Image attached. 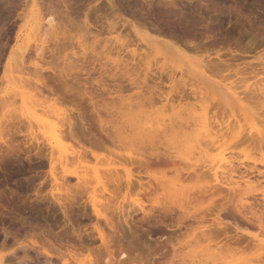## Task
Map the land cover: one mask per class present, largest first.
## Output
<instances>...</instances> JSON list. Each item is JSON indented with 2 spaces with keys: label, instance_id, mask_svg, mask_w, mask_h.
I'll list each match as a JSON object with an SVG mask.
<instances>
[{
  "label": "rangeland",
  "instance_id": "374dc122",
  "mask_svg": "<svg viewBox=\"0 0 264 264\" xmlns=\"http://www.w3.org/2000/svg\"><path fill=\"white\" fill-rule=\"evenodd\" d=\"M6 1L12 7L11 9L8 6L5 7L1 18L2 21L0 22V258L3 259V264H76L62 251L65 253L66 249L75 248L71 246L78 247L77 249L80 252L82 248L85 252L86 248L98 247L100 240L94 230L97 219L91 212V205L87 197L93 194L98 198L108 197V191L112 189V178L117 177L124 180L129 173L133 178H138L137 169L127 165L122 159L124 157L122 154L125 151L139 153L147 150V147H144L145 145L143 144L135 145L115 137L110 139L103 137V144L98 146L83 139H80L79 142L71 139L68 135L69 132L67 133V126L70 114H75L74 111L72 112L74 105L66 100H56L55 96L49 94L46 90L42 92L36 88L34 79L41 75H43V79L49 80V83L54 78L52 81L56 83L55 79L58 77H54V74H60V72L67 74L64 75V78L68 84H71L74 90L83 94L82 99L75 98L77 103L75 105L85 111H83L84 118L88 119L89 123L90 121H94L92 122L93 124L96 122L94 118L96 119L97 116L91 113V109L94 107L100 119L103 120L102 122L105 123L107 130L116 128L130 136L138 130L140 125L149 124L153 120L160 121L162 118L163 120L166 118L165 121H170L171 118L173 120L175 116H178L175 120H183L181 121L182 125L174 122L175 126L171 127L176 129L174 128L173 130L172 128L171 130L173 132L176 130L175 134L162 139L163 144L158 143L157 146L160 149L162 148L161 150L164 148L169 149L170 147L169 150L172 153L175 151L173 154L178 156L182 152L180 153L182 158L179 157V160L174 157L176 163L179 164L178 166L188 167L192 163L190 160H197L196 162L201 166H196V173L191 172L189 176L186 175L187 178L185 176L181 179L183 181L175 182L181 187L177 185L173 187L170 182L165 184L164 192L160 188L158 191L160 190L162 194L166 195L170 191L175 192L177 189L178 191L183 190L179 191L182 193L189 192L197 195V192L201 189L198 184L202 185V182L205 183L206 180L208 182L212 181V171L216 166L224 167V160L235 158L233 160L235 165L238 164V161L239 163L243 162L239 165L236 174L230 178L228 176L223 178V175L221 176L219 173V177L223 179V183H230L231 186H235V190L243 201L251 203L252 209L255 208L253 212L255 211L257 215H262L264 219V206L262 207L261 205L264 199V91L263 94H255L257 92L254 91L264 82V0H112L114 6L108 3V0ZM117 8L119 11H117ZM99 12L100 14H98ZM50 15L55 18L54 22L58 26L61 25V28L65 26L63 27L64 29L58 27L55 30L56 35L58 33L57 36L54 33H52L54 35L52 36L51 32L48 33L50 37L44 35L45 45L42 44L43 56L39 57L36 46L40 43V34L47 28L46 19ZM104 17L108 21H113V18L115 21V18H119L116 20L123 23L119 26L124 29L123 31L121 29L122 33L118 30L120 29L118 27L117 31L115 30L111 34L104 30L100 35L95 28L87 27L85 24V21L88 20L98 26L103 22V25L106 26L108 21L104 20ZM120 18L122 19L121 21ZM93 20L95 21L93 22ZM38 23L42 24L39 29L37 28ZM124 23H129L128 25L125 24L128 27L124 28ZM86 30L89 31L87 32ZM118 32L123 35L122 38L124 40L125 36L133 40L130 38H128L131 40L130 42L127 39L124 41L122 38L121 41L110 40L114 36H119ZM121 34L120 36H122ZM75 35L78 37L76 36L75 38ZM94 36L98 40L94 44L95 49L98 47L96 49L97 52L90 47ZM141 37L145 42L139 39ZM148 38L150 41L153 39L158 42L156 44L152 40L156 47L150 41H146ZM100 39L104 41H99ZM160 39L162 41L166 40L164 42L172 45L173 49L167 47V45L163 49L159 48L158 45L163 47V44L162 46L160 45ZM78 41L88 47L85 50V53L90 52V55H85L87 58L91 57L92 59V56H94L106 60L104 69L98 67V65L95 68L85 65L83 66L84 70L68 69L70 67L68 61L76 60V56L81 58L84 52ZM123 41L125 43L128 41L131 44H125ZM173 41H176V43H173ZM62 43L67 46L62 45ZM105 43L108 47L104 46ZM146 43H148V46ZM117 47L118 50L116 49ZM165 48H169V50L166 51ZM153 49H155V52ZM132 50L135 51L132 52ZM143 59L150 61L151 66H149V69L145 67L147 64ZM206 59L210 60L209 64L211 62V65L214 64L215 66L216 63L214 62H219L216 66L217 69L211 65L203 64L208 63ZM200 60L203 61L200 66L203 67L204 65L205 67L203 68L206 71L204 69V71H199L197 68H201L198 66L199 64L194 63L197 65L196 67L192 62ZM220 60L223 61V64ZM138 61L145 66H141L139 63L134 65ZM36 62L44 68L43 71L39 68L38 63L36 65ZM50 66L54 67L53 72L48 69ZM38 69H40V73ZM250 69L251 72H249ZM238 71L239 73H237ZM246 72L247 74H245ZM142 78L145 79L144 82L146 83L143 82ZM150 90L153 94L148 92ZM178 91L183 92V98L173 97V95L175 96L174 92ZM170 95L171 101L166 99ZM167 101L170 103L168 102V104ZM168 106L171 107L169 108ZM176 108H180L179 112ZM180 111L182 114H180ZM88 114L95 116L92 115L94 117L93 120L92 116ZM185 114L188 116V118L186 116L187 120L192 116L191 119L193 120L194 117L196 121V117L199 116L198 119L201 121L199 122L198 120L195 123V121L189 119L188 124L192 123L194 126L192 127L191 124L189 127L185 122L187 120H184ZM202 116L203 119H201ZM204 116L212 120V130L214 131L218 129L217 122L226 120L232 124L231 130L233 132L244 129L247 132H251L256 139L253 138L251 143L240 142L241 144L230 145L221 141L227 139L228 135H225L217 137V141L215 140L216 142L211 145L212 143L209 142L210 138L205 136V133V135L202 133V131H205L202 122L205 120ZM90 124V132H96V135L103 134L96 131L98 127L96 123V129L91 127L93 124ZM170 124H173L172 121H170ZM185 124L186 126H184ZM236 124L240 127L235 126ZM201 125V131L198 130L199 132H197ZM233 126L234 129H232ZM185 129H188L186 133H191L190 135H198L195 140L191 141L182 136V133H185ZM47 130L60 135L61 139L59 138V142H61L62 146H59L61 147L59 150H51L46 139L42 136V132L48 133ZM74 131L76 130L74 129ZM81 133L83 134L84 132ZM211 135L213 134L211 133ZM200 137L204 140L207 138L208 140L206 139L205 141L208 145H201L203 140H200ZM199 141H201V144ZM229 141L228 143H230ZM191 143L193 145L196 144V148L190 147L192 146ZM204 145L207 146V149ZM198 146L199 149L197 148ZM208 146L210 147L208 148ZM187 147L191 148L190 152H194L196 149L200 150V147H202V150L205 148V151L201 150V153L203 152L201 156L200 151L198 153L196 150L195 154L192 153V156L195 157L191 156L192 159H190L189 156V161L187 162L188 159L184 155L186 150L188 151ZM193 148L195 149L193 150ZM184 151L185 153L183 154ZM190 152L188 151L187 153L191 154ZM196 152L202 158H205L206 161L202 162V158H199V161L198 159L194 160L193 158L200 157L196 156L198 155ZM116 153H120L123 157H116ZM78 154H81V156L78 157ZM63 155L67 159L64 157V160H62ZM183 158L186 159L184 160ZM209 160L213 161L209 162ZM253 166L257 169H250ZM154 167L150 170L153 177L159 180L174 179L172 170H168L165 166ZM244 175L249 177V183L240 180L237 181L238 184H235L233 180H239ZM77 176H80V179ZM141 177L143 180L151 179L152 182L155 180L153 177H147L146 175ZM226 178L227 180H225ZM196 180L197 182H195ZM183 184L186 187L188 186L187 189H184L185 186H182ZM194 184H197V186ZM191 185H194L193 188H191ZM195 186L197 190L199 189L198 191L195 190ZM225 190V194H230L227 193L228 188L223 189V191ZM131 192L125 194L121 191L118 199L123 195H128L127 201L122 203V207L124 209H133H130L131 213L133 211V222L131 221V224L134 223L136 231L134 232L133 230L132 234L140 235V237L137 236V239L141 240L136 243L135 240L137 239L133 234V243L136 245L139 242L140 245L138 246H141L139 251L137 245V248L136 246L133 248L134 251L137 250V253L141 254V257L138 255L139 259L136 260L135 264H142V262L143 264H240L241 262V264H244V262L252 264L254 260H263L264 249L259 245L264 241L263 233L260 232L263 230L257 226L247 224V222L238 218L241 221L238 222L240 225L242 224L241 227H248L241 230L249 234L244 237L245 242L244 240L243 242L246 244L247 240L248 243H251L249 245L246 244V247H244L245 244L242 245L243 242L240 243V246L238 244L239 247H235L233 244L232 247L227 248H236V250L227 249L225 245L223 246L226 242L229 243V241H226L227 239H223L221 236V240L219 236L217 237L214 234H210L212 235L210 236L207 234V229L201 226L213 225L212 223L215 222H212V218L209 217L210 219L203 224H198L196 221L193 222L188 219L184 220L181 223L182 225L179 226L176 224V219L183 216V214L186 215L187 212L179 211L176 207L173 208L172 214L174 215L164 213L162 209L154 207L152 212L154 216H157L150 215L151 217L148 218L147 215L142 216L143 214L138 209V205L130 202L129 197H141L146 208L151 207V202L147 201L148 198L146 199V195L143 193ZM237 192L236 196L238 195ZM59 195L62 198L68 195V203H72L76 199L73 202L74 207H71L72 204L70 205L67 217L63 215L59 205L52 199L53 196ZM74 195L76 198L74 200L70 199ZM160 197L159 201H162L163 196L161 195ZM208 197H205V199ZM216 201L220 202L221 200L218 199ZM190 209L188 211L190 212L188 213L189 215L191 212L193 213ZM252 209H244L243 211L248 215ZM113 213L109 211L107 215L109 217L114 216L113 218L115 219L112 218L113 222L119 221L118 224H120L122 216L118 212ZM250 214V218L254 219L252 213ZM210 215L213 217L214 214ZM158 217H160L163 224L159 221L160 219H157ZM155 218L157 219V224H155ZM142 220L145 221L142 223ZM165 220H167V224L164 223ZM231 220L233 219L231 218ZM103 222L100 219L98 223L104 226L105 223ZM116 222H114V226L118 225ZM137 224H141V226L139 227ZM169 224H171V227H168ZM118 226L116 228L119 229L120 226ZM123 226L126 230V225L123 224ZM190 226L194 228L192 229ZM105 231H108V229H105ZM149 231L151 232L149 233ZM171 231H174V233ZM113 232L111 231V233ZM41 236L43 238L45 236L50 243L44 241ZM253 238L258 246L253 244ZM123 240L125 242V238ZM120 242H122V239ZM141 242L142 244L145 242L143 246ZM161 243L164 244V249ZM56 247H61L60 249L62 250L60 251ZM151 251L155 252L152 253ZM84 252L83 255H86V252L85 254ZM156 252L158 255L155 254L154 256ZM117 253L118 250L111 258L112 260L108 261L109 263L103 259L104 256L101 257L103 260L100 261L98 259L99 261L97 262L99 264H116V259H118L117 256L119 255ZM135 253L133 252V254ZM60 254L68 258V263L67 261L64 262ZM152 256L153 260L151 259ZM257 257L262 258L257 259ZM248 260L251 261L249 262ZM260 261H254L255 263L253 262V264H259Z\"/></svg>",
  "mask_w": 264,
  "mask_h": 264
},
{
  "label": "bare ground",
  "instance_id": "6f19581e",
  "mask_svg": "<svg viewBox=\"0 0 264 264\" xmlns=\"http://www.w3.org/2000/svg\"><path fill=\"white\" fill-rule=\"evenodd\" d=\"M103 1V0H102ZM137 1V0H136ZM135 1V2H136ZM101 2V1H100ZM171 2V1H170ZM49 3V2H48ZM108 3H110V4H112L113 6H114V4H113V1L112 0H108ZM146 3H148V2H146ZM158 3V2H157ZM172 3V2H171ZM171 3H170V5H171ZM13 4V3H12ZM163 5V4H162ZM6 6H8V8L10 7V9H11V7L12 6H10V4H9V2L8 1H6V0H0V22L2 21L1 20V18H2V15H3V13H4V11H5V7ZM84 7V6H83ZM13 9V8H12ZM115 9V8H114ZM118 9V8H117ZM7 10H9V9H7ZM95 10V9H94ZM104 10V9H103ZM85 11V10H84ZM100 11H102V10H100ZM117 11H119V9L117 10ZM124 11V10H123ZM83 12V11H82ZM92 12V11H91ZM103 12H105V11H103ZM114 12H116V11H114ZM94 13H95V11H94ZM128 13V12H127ZM89 14V13H88ZM98 14H100V12L98 13ZM126 14V13H125ZM87 17H88V15H86ZM101 16V15H100ZM108 16V15H107ZM106 16V17H107ZM97 17H99L98 15H97ZM116 17H119V16H116ZM105 18V17H104ZM108 18V17H107ZM122 18V17H121ZM120 18V21L122 20ZM89 19V18H88ZM101 19V18H100ZM116 19H119V18H115V21H114V18H113V21L112 20H110V21H108V19H104V20H107L108 22L106 23V26L105 25H103V22L102 23H100L99 24V26L97 25V24H92V22L91 21H88V20H86L85 21V24H86V26L87 27H89V26H91L92 28H95L96 29V32L97 33H103V31L104 30H106L107 31V33H109V34H111V32L113 33L119 26H121L123 23H122V21H121V23L118 21V20H116ZM54 20H55V18L52 16V15H50L49 16V18H47L46 19V23H47V28L44 30V32L42 33V34H40V36H39V41H40V43L36 46V51H37V54L39 55V57H42L43 55H42V53H43V45L42 44H44V42H45V40H44V35H48L49 36V34L48 33H50L51 32V34L52 33H54L55 34V36H57L58 35V33H57V35H56V33H55V30L59 27V28H61L60 26H58L57 25V23H55L54 22ZM89 20H91V19H89ZM95 20H93V22H94ZM103 21V20H102ZM135 21V20H134ZM91 24H90V23ZM96 23H97V21H96ZM125 24H127V23H124V28L129 24H127V25H125ZM136 24V23H135ZM178 24V23H177ZM42 24L41 23H38V29L40 28V26H41ZM66 25H68V24H66ZM70 25V24H69ZM131 25V24H130ZM142 25V24H141ZM63 26V25H62ZM65 26V25H64ZM63 26V27H64ZM62 27V28H63ZM128 27V26H127ZM130 27V26H129ZM61 28V29H62ZM66 28V27H65ZM120 28V27H119ZM150 28V27H149ZM64 29V28H63ZM90 29V28H89ZM121 29H122V31L124 30L123 29V27H121L120 29H118L121 33H122V31H121ZM169 29V28H168ZM94 30V29H93ZM156 30V29H155ZM161 30V29H160ZM87 31V30H86ZM89 31V30H88ZM87 31V32H88ZM92 31V30H91ZM105 31V32H106ZM117 31V30H116ZM165 31V30H164ZM94 32V31H93ZM160 32V31H159ZM163 32V31H162ZM59 33H60V31H59ZM62 33H64V32H62ZM95 33V32H94ZM120 33V34H121ZM167 33V32H166ZM50 34V35H51ZM99 34H97V35H99ZM106 34V33H105ZM118 34H119V32H118ZM120 34H119V36H114L113 38H111L110 40H112V39H115V41H121V38L123 37V35L122 36H120ZM101 35V34H100ZM127 35V34H126ZM165 35V34H164ZM43 36V37H42ZM52 36H54L53 34H52ZM76 36L77 35H75L74 37L76 38ZM83 36V35H82ZM109 36V35H108ZM162 36V35H161ZM50 37V36H49ZM78 37V36H77ZM52 38V37H51ZM69 38V37H68ZM68 38H67V40H68ZM84 38V37H83ZM89 38H91V37H89ZM96 38V36H94V38L92 39V41H91V48H92V50L94 49V50H96L95 48H94V44H95V42H97L98 40H96L95 39ZM109 38V37H108ZM128 38H130V37H128ZM126 36H125V40L124 41H126V39L127 40H129V42L131 41V40H133L132 38H130V39H128ZM144 38V37H143ZM166 38V37H165ZM57 39V38H56ZM64 39H65V37H64ZM72 39H73V37H72ZM72 39H71V41H72ZM102 39V38H101ZM99 40V41H104L105 39H104V37H103V39L104 40ZM107 39V38H106ZM139 39H141V40H143L144 41V39H142V37L141 38H139ZM175 39V38H174ZM66 40V41H67ZM81 40V39H80ZM109 40V39H108ZM153 40V39H152ZM152 40L150 41V39L148 38V40L146 39V41H150L151 43H152ZM169 40V39H168ZM171 40V39H170ZM69 41H70V39H69ZM82 41V40H81ZM123 41V42H124ZM160 45L162 46V44H163V47H160L159 45H158V47L159 48H161V49H163L164 48V46H166L167 45V47H171L172 48V45H170V44H168V43H165L164 41H166V40H164V41H162L161 39H160ZM172 41V40H171ZM79 42V41H78ZM90 42V41H89ZM108 42V41H107ZM110 42V41H109ZM112 42V41H111ZM128 41H127V43L128 44H131V43H129ZM133 42V41H132ZM145 42V41H144ZM153 42H155L156 44L158 43V42H156V40H153ZM176 43V41H173V43ZM73 43V42H72ZM100 43V42H99ZM114 43V42H113ZM125 43V42H124ZM127 43H125V44H127ZM155 43L153 44L152 43V45H155ZM64 44H65V42H64ZM63 43H62V45H64ZM68 45H69V43H67ZM71 44V43H70ZM102 44V43H101ZM112 44V43H111ZM123 44V43H122ZM121 44V45H122ZM148 43H146V45H147ZM45 45V44H44ZM61 45V44H60ZM61 45V46H62ZM73 45V44H72ZM79 45L81 46V48L83 49V54H82V56H81V58L80 57H77L76 56V60H74V63H73V60L72 61H70L69 59V61H68V63H70V67H68V69H73V70H84V68H83V66H91V67H94L95 68V66L96 65H98V67H100V68H103V67H105V63H106V60H103L102 58H96V57H94V56H92L93 58L91 59V57H89V53H85V50L88 48V47H85L84 46V43H82V42H79ZM115 45V44H114ZM119 45V44H118ZM151 45V46H152ZM64 46H67V45H64ZM102 46V45H101ZM104 46H106V43H105V45ZM111 46V45H110ZM110 46H109V49H110ZM113 46V45H112ZM117 46V45H116ZM148 46V45H147ZM63 47V46H62ZM72 47V46H71ZM106 47H108V45L106 46ZM115 47V46H114ZM119 47V46H118ZM118 47L116 48L117 50H118ZM123 47V46H122ZM125 47H126V45H125ZM153 47V46H152ZM155 47H156V45H155ZM181 47V46H180ZM66 48V47H65ZM158 48V49H159ZM194 48V47H193ZM64 49V48H63ZM112 49H114V48H112ZM112 49H111V52H112ZM166 49V48H165ZM173 49V48H172ZM154 50V52H155V49H153ZM167 50H169V48L168 49H166V51ZM24 51H25V49H24ZM81 51V50H80ZM104 51V50H103ZM123 51V50H122ZM121 51V52H122ZM135 51V50H134ZM133 50H132V52H134ZM163 51V50H162ZM96 52H97V50H96ZM99 52V51H98ZM117 52V51H116ZM152 52V51H151ZM160 52V51H159ZM170 52H171V50H170ZM176 53H178L177 51H175ZM36 54V55H37ZM74 55H75V53H73ZM81 54V53H80ZM86 54H89L88 55V57L89 58H87V56H85ZM94 54V53H93ZM148 54H150V53H148ZM109 55H110V53H109ZM142 55V54H141ZM99 56V55H98ZM67 57V56H66ZM74 58V57H73ZM119 58V57H118ZM118 58H117V60H118ZM66 59V58H65ZM108 59V58H107ZM132 59V58H131ZM146 59V58H145ZM202 59V58H201ZM208 59H211L210 57H208ZM208 59H206V60H208ZM57 60V59H56ZM111 60V59H110ZM109 60V61H110ZM135 60V59H134ZM134 60H133V63H134ZM139 60H141V59H139ZM144 60V59H143ZM142 60V61H143ZM147 60V59H146ZM212 60V59H211ZM222 60V59H221ZM220 60V61H221ZM114 61H116V60H114ZM123 62H124V60H122ZM131 61V60H130ZM145 61V60H144ZM190 61V60H189ZM209 61L210 60H208V61H206V62H208V63H203V61L202 60H200V61H192L193 62V64L194 63H197V64H199L198 66H200L201 65V63H203V64H205V65H211V62H210V64H209ZM66 62V61H65ZM73 64H72V63ZM150 61L148 60V61H145V63L147 64L146 66L145 65H141L140 63H139V61L138 62H135V64L134 65H137L138 63L141 65V66H145V67H147L148 69H149V66H151V64L149 63ZM191 62V63H192ZM204 62H205V60H204ZM212 62H213V60H212ZM37 63L38 62H36V65H37ZM68 63H66V64H68ZM137 63V64H136ZM152 63V62H151ZM214 63H216V66L219 64V62L217 63V62H214ZM221 63L223 64V61H221ZM129 64V63H128ZM127 64V65H128ZM150 64V65H149ZM155 64V63H154ZM202 64V65H203ZM262 64V63H261ZM108 65V64H107ZM118 65V64H117ZM120 65V64H119ZM131 65H133V64H131ZM196 67H197V65L196 64H194ZM38 66H40L39 68L43 71L44 70V68H42V66L41 65H39V63H38ZM68 66V65H67ZM109 66V65H108ZM107 66V67H108ZM211 66H213V68L215 67L216 68V66L214 65V64H212ZM110 67V66H109ZM134 68H135V66H133ZM201 68H199V67H197L198 69H199V71L201 70V71H204L205 69L203 68V67H205L204 65H203V67L202 66H200ZM89 68V67H88ZM129 68H131V67H129ZM208 70H209V68L208 67H206ZM212 68V67H211ZM239 68V67H238ZM40 69H38V71L40 70ZM48 69H50V70H52L51 72H53V70H54V67L53 66H50V67H48ZM104 69V68H103ZM106 69V68H105ZM108 69V68H107ZM193 69V68H192ZM192 69H191V71H192ZM204 69V70H203ZM217 69V68H216ZM215 69V70H216ZM243 69V68H242ZM247 69V68H246ZM37 71V70H36ZM37 71V72H38ZM41 71V72H42ZM136 71V70H135ZM142 71H144V70H142ZM206 71V70H205ZM240 71V70H239ZM239 71L237 72V73H239ZM130 72V71H129ZM249 72H251V69H250V71ZM254 72V71H253ZM39 73H40V71H39ZM52 74H54V73H52ZM200 74V73H199ZM205 74V73H204ZM244 74V73H243ZM245 74H247V72L245 73ZM58 75V76H57ZM60 75V76H59ZM64 75H67V74H65L64 72H60V74H54V77H58V78H56L55 79V81H57L56 83H54L53 81H52V79L54 80V78H52L51 79V81L53 82H51L50 81V83H49V80H45V79H43V75H41L40 77L38 76V78H36V79H34L35 80V82H34V85L36 86V88H38L40 91H47L49 94H52V95H54L55 96V99L56 100H58V99H62L63 101H69V103H71L72 105H74L73 107H72V112L74 111L75 112V114L74 115H72V114H70V118H69V121H68V126H67V133H68V135H69V137L71 138V139H73V140H76V141H78L79 142V140L80 139H83L84 141H87V142H89V143H95L97 146L99 145V144H103V140H104V138H107V139H110V138H119L120 140H123V141H127V142H129V143H131V144H135V145H139V144H143V145H145L144 147H147V150H143L142 152L140 151L139 153L137 152H131V151H123L124 153H125V155H124V153L122 154V155H120V153L118 154V153H116L115 154V156L116 157H119V158H122V159H124V161H125V163L127 164V165H129V166H132L133 168L135 167L136 169H137V171H138V175H137V177L138 178H133L132 177V175L129 173L126 177H125V179L124 180H122V179H120V178H117V177H115V178H112V180H111V183H112V189L111 190H109L108 191V193H109V196L108 197H104V198H98L96 195H90V196H88L87 198H88V202H90V205H91V212H92V214L94 215V216H96V219H97V222H96V224H95V226H94V230L96 231V233H97V237L99 238V240H100V244H99V246L97 247L96 246V248H94V247H92V248H86V250H85V252H86V255H83V248L81 249V246H80V249H81V252H80V250H78L77 248L78 247H76V246H71V247H75L76 248V250H75V248H71V250H68V249H66L67 251L64 253L63 251H62V253L63 254H67L66 256L69 258V259H71V260H73V261H75L76 262V264H99L97 261H101V260H105L106 262H108V261H110V259L114 256V253H116L117 252V250H118V253H117V257H118V259H116L117 261V263L116 264H135V262H136V260H138L139 259V256L141 255V254H139V252L137 253V250H135L134 251V249L133 248H135V246L137 245H140L139 244V242H138V244H134L133 243V234H132V232H133V230H134V232L136 231V227H134V223L133 224H131L133 221H132V213H133V211H132V213H131V210H133V209H124L122 206H123V204L122 203H125L126 201H127V196L126 195H123L120 199H118V196H119V194H120V192L122 191V193L124 192L125 194H128L129 192H135V191H137V193L139 192V193H143L144 195H146L145 196V198L147 199V201H150L151 202V207L150 208H146V206H144L143 204H144V201H142L141 200V197H139V196H135V197H129V199H130V202H133L134 203V205L135 204H137L138 206L137 207H139L138 209L142 212V216H148V218L149 217H151L152 215L154 216V214H153V209H154V207H157V208H160V209H162V211L164 212V213H167V214H172L173 213V208L174 207H176V209H178L179 211H185V212H187L186 213V215H184L183 214V216H181V217H178L176 220V224L177 225H182L181 223L185 220H190V221H193V222H197L198 224H203L205 221H207L208 219H210V218H212V222H215V223H212L213 225H201L202 227H204V229H207V234H214L215 236H219V238H221V236L223 237V239H227L226 241H229V243L228 242H226L225 244H223V246L225 245L226 246V248L227 247H232V245L233 246H235V247H237L238 246V244H239V246H240V243H242L243 242V240L245 239L244 237L246 236V235H249L248 233H245V232H243V231H241V230H243V229H247L248 227L246 226L248 223L249 224H251V225H253V226H257L259 229H261V230H263L264 231V219H263V216L262 215H257V213L255 214L254 212H253V210H255V208L254 209H252L253 208V206H252V204L250 203H248V202H246V201H243V199L241 198V196L239 195V193L235 190L236 188H235V186H231L230 185V183H223V179H221L220 177H219V175L221 174V176L223 175V178H224V176H228L229 178L230 177H232L233 175H235L236 174V171H238V169H239V165H241L243 162H240L239 163V161H238V164L237 165H235L234 163H233V160L235 159V158H232V159H230V160H224L225 161V166L224 167H222V166H220V165H218V166H216L214 169H213V171H212V178H213V180L212 181H207L206 180V182L205 183H203L202 182V185H200V184H198L199 185V187L201 188L199 191L196 189L197 187V184H194V185H196L195 186V190H197L198 192H197V195H195L194 193H189L188 191V193H182V192H179V191H183V190H177L176 189V191L175 192H173V191H170L169 193H167L166 195H164V194H162V192H164V190H165V187H166V183H170L171 182V184H173V187L175 186V185H177L175 182H181V181H183V180H181V179H183V177H185L186 175H188L189 176V174L191 173V172H193V173H196V170H195V168H196V166L198 165H200L198 162H196L197 160H195V159H198V161H199V158H202L201 156H202V154H203V152L201 153V150H202V147H204V146H206V145H208L207 143H206V139L204 140V139H202L201 137H203V136H201L200 137V140H203V142H205V143H203L202 142V144H201V141H199L200 142V144L201 145H203V144H206V145H204V146H202V147H200V150H198L199 149V146L197 147L198 149H196L197 150V152L199 153V151H200V155L198 154V155H196V156H200V157H196V158H193L195 161H193V160H190V161H192V163L187 167H181V166H178L179 164H177L176 163V159L174 158V157H176L177 158V160H179L178 158L179 157H181L182 156V154H181V156H180V153H182V152H180L179 153V156L178 155H175V154H173V153H175V151H173V153H172V151H170L169 149H170V147H169V149L168 148H164L163 150H161L160 148H158V146H157V144L158 143H161V144H163L162 143V139H164V138H167L168 136H171V135H173V134H175L174 132H176V130L173 132L171 129L173 128V127H171V126H175L174 125V122H176L177 124H179V125H182V122L181 121H183V120H181V119H178V120H175L177 117L175 116L174 117V119L172 120V118L170 119V121H172V123L173 124H170V121L168 120V121H165L166 120V118H165V120H163V118H162V120H158V121H152V122H149V124L147 123L146 125H140V126H142L141 128H140V126H138V130L136 131V132H134L133 134H131L130 136H128V135H126L125 133H122V132H120L119 130H117L116 128H112L113 130H107L106 129V127H105V123L104 122H102L103 120H101L100 119V116H99V114L97 113V110L93 107L92 109H91V113H93L95 116H97V118L95 119L92 115H89V116H92V120H93V118H94V120L96 121L95 123H96V126H98L97 127V130L96 131H99V132H102L103 134H101L100 133V135H96V132H90L91 130H89V129H91L90 128V126H89V124L91 123V124H93L92 122H94V121H90V123H89V121H88V119L86 120L85 118H84V116L85 115H83L84 113H83V111H82V109L81 108H78L75 104H77L76 103V101H75V98H79V99H82V97H83V94L80 92V91H77V90H74L73 88H72V85L71 84H68V82L65 80V78H64ZM147 75V74H146ZM202 76V75H201ZM204 76H206V75H204ZM249 76V75H248ZM51 77V76H50ZM53 77V76H52ZM203 77V76H202ZM244 77H246V76H244ZM244 77H242V78H244ZM205 79H206V77H204ZM143 79V78H142ZM148 79V78H147ZM146 79V80H147ZM209 79V78H208ZM145 81V79H143V82ZM262 82V81H261ZM260 82V83H261ZM144 83H146V82H144ZM264 83V82H263ZM263 83H261L260 85H259V87L257 88V90H255L254 89V91L255 92H257V93H255V94H263V91H264V84ZM140 84V83H139ZM40 86L42 87L41 89H40ZM146 86V85H145ZM148 92H151V90L150 91H148ZM152 93V92H151ZM252 93H254V92H252ZM153 94V93H152ZM156 94V93H155ZM154 94V95H155ZM174 94H175V96L173 95V97H177V98H183L182 96H183V92H174ZM64 95V96H63ZM68 95H70V96H68ZM151 95V94H150ZM194 95H195V92H194ZM68 97V98H66V97ZM158 96V95H157ZM70 97V98H69ZM151 97V96H150ZM159 97V96H158ZM148 98V97H147ZM146 98V99H147ZM166 99H170V101H171V95L169 96V98L168 97H166ZM141 100V99H140ZM142 100H143V98H142ZM173 100V99H172ZM92 101V100H91ZM90 101V102H91ZM169 101H167V103H168ZM170 103V102H169ZM168 103V104H169ZM93 104V103H92ZM171 105V104H170ZM169 107V106H168ZM171 107V106H170ZM169 107V108H170ZM173 107H174V105H173ZM179 107V106H178ZM175 109V108H174ZM177 110H178V112H179V109L180 108H176ZM173 110V109H172ZM176 110V111H177ZM85 112V111H84ZM181 112V111H180ZM71 113V112H70ZM96 113V114H95ZM177 115H179L178 113H176ZM180 114H182V112L180 113ZM73 117H72V116ZM87 115V114H86ZM184 115V114H183ZM180 116H182V115H180ZM186 114H185V119H184V117H183V119L184 120H187L186 119ZM195 116V115H194ZM75 117V118H74ZM86 117H88V116H86ZM198 117L199 116H197L196 118H197V120L196 121H198L199 119H198ZM73 118V119H72ZM170 118V117H169ZM169 118H167V119H169ZM179 118H182V117H179ZM187 118H188V116H187ZM192 118V116L189 118V119H191ZM188 119V120H189ZM201 119H203V116H202V118ZM204 119L205 120H203L202 122H203V124H204V126H203V128H205V131H202V133L205 135V136H208L209 138H210V140H209V142L210 143H212L211 145H213L214 144V142H216L217 140V137H223V136H225V135H230V137L228 138V136H227V139H223V140H221V141H224L225 143H227V144H230V145H232V144H235V143H247V142H249V143H251V140H252V142H253V138H255L254 137V135L251 133V132H247V131H245L244 129L243 130H236V132H233L232 130H231V127H232V124L229 122V121H219V122H217L218 124H217V126H218V129L216 130V131H214V130H212V127H213V122H212V120L210 119V118H208L207 119V116L205 117L204 116ZM113 120V119H112ZM188 120L187 121H185L186 123H187V125H189L188 124ZM192 120V119H191ZM192 121H195V118L193 117V120ZM196 121H195V123H196ZM201 120H199V122H200ZM231 121V120H230ZM166 122H168V123H166ZM190 122V121H189ZM201 122V123H202ZM95 123L91 126V127H94L95 129H96V126H95ZM107 123V122H106ZM184 123V122H183ZM235 123H237V122H235ZM90 124V125H91ZM177 124H176V126H177ZM192 123H190V125H191ZM200 124V123H199ZM202 124V125H203ZM190 125H189V127H190ZM196 125V124H195ZM202 125L199 127L200 129H197V132H199V131H201V127H202ZM184 126H186V124L184 125ZM197 126V125H196ZM235 126H238L237 124L235 125ZM89 127V128H88ZM109 127V126H108ZM178 127V126H177ZM192 127H194L193 126V124H192ZM238 127H240V126H238ZM81 131V132H84L83 134L78 130V129ZM175 128V127H174ZM174 128H173V130H174ZM181 128V127H180ZM185 128H187V127H185ZM197 128V127H196ZM74 129L76 130V131H74ZM106 129V130H105ZM176 129V128H175ZM191 129V128H190ZM232 129H234V126H233V128ZM87 130H89L88 132H87ZM178 130V129H177ZM188 130V129H187ZM186 129H185V133L183 134L182 133V136H185V138L186 139H189V140H195V137L196 136H198L197 134H196V136H193V135H190L191 133H186V131H187ZM194 130H195V128H194ZM199 130V131H198ZM48 131V130H47ZM78 131V132H77ZM211 131V132H210ZM235 131V130H234ZM193 132V131H192ZM196 132V131H195ZM49 133V134H48ZM48 133L46 134V132L44 131V132H42V136H44V138L46 139V141H47V143H48V145H49V147L51 148V150H59V148H61V147H59L60 145H61V142H59L60 141V135L59 134H57V133H55V132H50V131H48ZM51 133V134H50ZM80 133V134H79ZM180 133V132H179ZM211 133L213 134V135H211ZM200 134H201V132H200ZM200 134H199V136H200ZM103 135V136H102ZM202 135V134H201ZM181 136V137H182ZM104 137V138H103ZM60 138V139H59ZM199 138V137H198ZM197 138V139H198ZM180 139V138H179ZM178 139V140H179ZM256 139V138H255ZM254 139V140H255ZM175 141H176V139H174ZM208 140V139H207ZM216 140V141H215ZM228 140H230L229 142L230 143H228ZM197 141V140H196ZM196 141H195V143H196ZM220 141V140H219ZM227 141V142H226ZM133 142H138V143H133ZM194 142V141H193ZM198 142V141H197ZM208 142V141H207ZM208 142V143H209ZM60 143V144H59ZM187 143H190V142H187ZM210 143H209V145H210ZM240 143V144H241ZM192 144V143H191ZM190 144V145H191ZM199 144V143H198ZM188 145V144H187ZM189 145V146H190ZM196 145V144H195ZM195 145H193L192 144V146H190V147H195L196 148V146ZM62 146V145H61ZM188 146V147H189ZM187 147V148H188ZM210 146H208V148H209ZM171 148H173V147H171ZM186 148V149H187ZM195 148H193V150L195 149ZM145 149V148H144ZM177 149H178V147H177ZM206 149H207V146H206ZM66 150V149H65ZM127 150V149H126ZM129 150V149H128ZM192 150V151H193ZM196 150H194V152H190L191 151V148H188V151L191 153V154H189V153H187L188 151L186 150V153H185V151L183 152V154L184 155H186V157H187V159L189 158V156H190V159H192L191 158V156L193 155V154H195V151ZM204 151H205V148L203 149ZM202 150V151H203ZM138 151V150H137ZM193 153V154H192ZM189 154V155H188ZM119 155V156H118ZM183 155V156H184ZM81 156V154H78V157H80ZM62 157V156H61ZM64 155H63V158H62V160H64ZM192 157H195V156H192ZM60 158V157H59ZM182 158V157H181ZM180 158V159H181ZM65 159H67V157H65ZM80 159V158H79ZM184 160L186 159V158H183ZM182 159V160H183ZM203 159V161L202 162H204V161H206V159L205 158H202ZM201 159V160H202ZM200 160V161H201ZM65 161H67V160H65ZM122 161V160H121ZM124 161H122V162H124ZM181 161V160H180ZM189 161V159L187 160V162ZM210 161H213V160H209V162ZM63 162V161H62ZM183 162V161H182ZM202 162H200V163H202ZM208 162V161H207ZM180 164H182V163H180ZM184 164V163H183ZM188 165V164H187ZM203 165V164H202ZM206 165V164H205ZM156 167V166H165L168 170H172L173 171V173H174V175H173V177H174V179H161V180H159V179H157V178H155V177H153L152 176V174L150 173V170H151V168L152 167ZM201 166V165H200ZM131 167V168H132ZM154 167V168H155ZM248 167V166H247ZM250 168V167H249ZM256 167L255 166H253V167H251L250 169H254V170H256L255 169ZM205 169H207V168H205ZM210 169H211V167H210ZM209 171H211V170H209ZM166 172V171H165ZM169 172V171H168ZM172 173V172H171ZM209 173V172H208ZM211 173V172H210ZM220 173V174H219ZM227 174V175H225V174ZM252 173V172H251ZM258 173V172H257ZM260 173H262V172H260ZM205 174H206V171H205ZM142 175H146L147 177H153L155 180H154V182H152L151 181V179H142ZM172 175V174H171ZM163 176H165L164 174H163ZM78 177V179H80V176H77ZM135 177V176H134ZM144 177V176H143ZM211 177V176H210ZM186 178H187V176H186ZM225 180H227V178L225 179ZM240 180H242L243 182H245V183H249V177H247V175L245 176H241L240 178H239V180H233L234 182H235V184H238L237 183V181H240ZM199 181V180H198ZM189 182V181H188ZM195 182H197V180L195 181ZM194 182V183H195ZM229 182V181H228ZM190 183V182H189ZM189 183H187V185L189 184ZM199 183V182H198ZM201 183V182H200ZM185 185H186V183H184ZM182 185V186H185V185ZM190 184H192V183H190ZM190 184H189V186H190ZM194 185H191V188H193V186ZM171 186V185H170ZM177 186H179V185H177ZM202 186V187H201ZM239 186V185H238ZM179 187H181V185L179 186ZM179 187H177L178 189H179ZM188 187V186H187ZM187 187L185 186V188L184 189H187ZM198 187V188H199ZM161 189L162 190V192H160V190L158 191V189ZM182 188V189H183ZM225 188H228V192L227 193H230V194H225L224 192H226V190L225 191H223V189H225ZM231 189V191H229L230 189ZM189 189V188H188ZM185 191V190H184ZM131 192V193H132ZM186 192V191H185ZM190 192H193V191H190ZM195 192V191H194ZM236 192H237V194L239 195H237L236 196ZM118 194V195H117ZM76 195V194H75ZM75 195H74V197H71L70 199H75L76 197H75ZM163 196V200L162 201H159V197L160 196ZM264 195V194H263ZM65 196V195H64ZM209 196V197H208ZM205 197H208V198H206L205 199ZM161 198V197H160ZM52 199H53V201H55L58 205H59V207L61 208V210H62V213H63V215L65 216V217H67L68 216V209H70L69 207H70V205H71V207H74L73 206V202L76 200H74L73 202L70 200V202H72V203H68V201H69V196L67 195V196H65L64 198H62V196L61 195H59V196H53L52 197ZM218 199H220L221 201L220 202H217L216 200H218ZM23 201V200H22ZM263 201V203H261V205H262V207L264 206V199L262 200ZM25 202V201H24ZM55 203V204H56ZM76 203V202H75ZM254 204V203H253ZM75 205V204H74ZM103 206V207H102ZM86 207V206H85ZM191 209H190V208ZM48 208V207H47ZM264 208V207H263ZM189 209H190V211H193V213L191 212V214L189 215L188 213H190V212H188L189 211ZM213 209H215V210H213ZM244 209H252L251 211H250V213H252V216L254 217V219H252V218H250L251 216V214L249 213L248 215L246 214V213H244L245 211H243ZM136 210V209H135ZM177 210V211H178ZM109 211H111V213H113V212H118V213H120V215L122 216V222L120 223V224H118V222H116V221H114V222H116V224H118V225H115L114 226V222H113V219H115V218H113L114 216H112V217H109L107 214H108V212ZM140 211H138V212H140ZM214 211V212H213ZM262 211V210H261ZM86 212V211H85ZM136 212V211H135ZM155 212V211H154ZM246 212H249V211H246ZM137 213V212H136ZM135 213V214H136ZM179 213V212H178ZM181 213V212H180ZM263 213V212H262ZM86 214V213H85ZM114 214V213H113ZM197 214H198V216H197ZM210 214H214L213 215V217H211V215ZM261 214V213H260ZM87 215V214H86ZM91 215V214H90ZM151 215V216H150ZM172 215H174V214H172ZM209 215V216H208ZM141 216V217H142ZM157 215H155L154 217H156ZM159 216V215H158ZM180 216V215H179ZM140 217V218H141ZM161 218H163L162 216H160ZM160 217H158L157 219H160ZM210 217V218H209ZM113 218V219H112ZM139 218V219H140ZM231 218L234 220H231ZM238 218H239V220H241V221H245V222H247V224L245 225L246 227L244 228V226L243 227H241V225L238 223V222H241V221H239L238 220ZM103 220L104 222L103 223H105V227L101 224H99L98 222H99V220ZM119 219V218H118ZM136 219V218H135ZM143 219H145L144 217H143ZM156 219V218H155ZM157 219H156V221H155V224H157ZM164 219V218H163ZM120 220V219H119ZM146 220V219H145ZM145 220H142V223H143V221H145ZM151 220V219H150ZM153 220V219H152ZM69 221H70V219H69ZM132 221V222H131ZM141 221V220H140ZM147 221V220H146ZM161 223H162V220L160 219L159 220ZM158 221V222H159ZM167 220H165V224H167V222H166ZM136 222H137V220H136ZM101 223V222H100ZM139 223H141V222H139ZM145 223V222H144ZM148 223V222H147ZM242 223H244V222H242ZM123 224H125L126 225V230L124 229V226H123ZM136 224V223H135ZM153 224H154V222H153ZM163 224V223H162ZM132 225V226H131ZM138 225V224H137ZM170 225V226H169ZM168 225V227H171V224H169ZM186 225V224H185ZM188 225V224H187ZM196 225V224H195ZM240 225V226H239ZM73 226V225H72ZM119 227V229L118 228H116V227ZM139 227L141 226V224L140 225H138ZM143 226H145L144 224H143ZM149 226H150V224H149ZM151 226H153V225H151ZM159 226V225H158ZM164 226V225H163ZM173 226V225H172ZM176 226V225H175ZM193 226V225H192ZM192 226H190V227H192ZM198 226H200V225H198ZM197 226V227H198ZM135 228V229H133V228ZM160 227V226H159ZM74 228V227H73ZM121 228V229H120ZM148 228V227H147ZM183 228V227H182ZM181 228V229H182ZM194 227H192V229H193ZM254 228V227H253ZM105 229H108V231H105ZM114 233H111V231ZM166 229V228H165ZM172 229H173V227H172ZM171 229V230H172ZM203 229V230H204ZM139 230H140V228H139ZM139 230H138V233H139ZM142 230V229H141ZM144 230V229H143ZM159 230V229H158ZM162 230V229H161ZM178 230V229H177ZM195 230V229H194ZM197 230V229H196ZM200 230V229H199ZM202 230V229H201ZM75 231V230H74ZM109 231H110V233H109ZM165 231V230H164ZM163 231V232H164ZM176 231V230H175ZM260 231V230H259ZM263 231H260V232H262L263 233V236H264V232ZM41 232V231H40ZM144 232H145V230H144ZM151 231H149V233H150ZM162 232V233H163ZM169 232V231H168ZM171 232H173L174 233V231H171ZM76 233V232H75ZM137 233V234H138ZM142 233V232H141ZM146 233H147V229H146ZM201 233H202V231H201ZM259 233V232H258ZM136 234V233H135ZM134 234V235H135ZM143 234V233H142ZM203 234V233H202ZM201 234V235H202ZM40 235H42V234H40ZM208 235V236H209ZM213 235V236H214ZM262 235V234H261ZM43 236V235H42ZM41 236V237H42ZM77 236V235H76ZM137 236H139L140 237V235H135L134 237H136V239H137ZM143 236V235H142ZM210 236H212V235H210ZM138 237V238H139ZM164 237V236H163ZM170 237V236H169ZM254 237V236H253ZM43 238V237H42ZM125 238V242H124V239ZM96 239V238H95ZM122 239V242H120V240ZM135 239V238H134ZM168 239H170V238H168ZM251 239V238H250ZM254 239V238H253ZM43 240L44 241H48L49 242V240L47 239V238H45V236H44V238H43ZM92 240V239H91ZM138 240H141V239H137V240H135L136 241V243H137V241ZM174 240V239H173ZM221 240H222V238H221ZM221 240H219V241H221ZM255 240V239H254ZM254 240H252V242H254L253 244L254 245H256V240L254 241ZM134 241V242H135ZM259 241H261L260 239H259ZM84 242V241H83ZM96 242V241H95ZM124 242V243H123ZM168 242V241H167ZM244 242H245V240H244ZM242 243V245H244L245 243ZM246 244L247 245H249V243H251V242H249L248 243V241L246 240ZM258 242V241H257ZM50 243V242H49ZM145 243V242H144ZM143 243V244H144ZM220 243V242H219ZM141 244H142V242H141ZM143 244H142V246H143ZM162 244V243H161ZM230 244H231V246H230ZM246 244H245V246L244 247H246ZM51 245H52V243H51ZM87 245V244H86ZM85 245V246H86ZM90 245V244H89ZM88 245V246H89ZM159 245H160V243H159ZM162 245H163V247H162ZM161 245V247L164 249V244H162ZM222 245V244H221ZM252 245V244H251ZM260 246H262L263 247V249H264V241L262 242V243H260L259 244ZM59 246H61V245H59ZM84 246V247H85ZM87 246V247H88ZM137 246H136V248H137ZM238 246V247H239ZM256 246H258V245H256ZM54 247V246H53ZM90 247H91V245H90ZM139 247H141V246H138V251L140 250L139 249ZM147 247V246H146ZM254 247V246H253ZM57 248V247H56ZM61 248V247H60ZM60 248H57V249H60ZM67 248V247H66ZM69 248V247H68ZM220 248V247H219ZM223 248H225V247H223ZM242 248V247H241ZM74 249V250H73ZM149 249V248H148ZM227 249H232V250H236V248H227ZM62 249H60V251H61ZM87 250H88V253H87ZM116 250V252H114ZM149 250H152V249H149ZM222 250V249H221ZM59 251V252H60ZM83 251V252H82ZM219 251H220V249H219ZM219 251H218V253H219ZM231 251V250H230ZM85 252H84V254H85ZM133 252H136L135 254H133ZM152 252V251H151ZM153 252H155V251H153ZM152 252V253H153ZM217 252V251H216ZM61 253V252H60ZM131 253H132V255H131ZM59 254V253H58ZM155 254L156 255H158V253L156 252V253H154V256H155ZM159 254H161V253H159ZM263 254H264V251H263ZM60 255H62V254H60ZM139 255V256H138ZM153 255V254H152ZM104 256V257H103ZM163 256H164V254H163ZM259 256V255H258ZM260 256H263V255H260ZM60 257V256H59ZM65 258V255L63 256L62 255V259L64 260V262H66L67 260H68V258ZM101 257H103V259L101 258ZM141 257V256H140ZM157 257V256H156ZM161 257V256H160ZM264 257V256H263ZM61 258V257H60ZM153 258V256L151 257V259ZM259 258H262V257H259ZM258 257H257V259H259ZM99 259V260H98ZM141 259V258H140ZM112 260V259H111ZM153 260V259H152ZM249 261V260H248ZM251 261V260H250ZM249 261V262H250ZM254 261H256V262H258V261H260V259L259 260H254ZM253 261V262H254ZM115 262V261H114ZM152 262V261H151ZM154 262V261H153ZM253 262H252V264H253ZM261 263L263 262V264H264V258H263V260L261 259V261H260ZM259 262V264H261ZM4 263V261H3V259L2 258H0V264H3ZM67 263H68V261H67ZM103 263H104V261H103ZM109 263V262H108ZM110 263H112V262H110ZM157 263V262H156ZM242 263V262H241ZM240 263V264H241ZM255 263V262H254ZM114 264V263H113ZM141 264V263H140ZM142 264H143V262H142ZM150 264V263H149ZM152 264V263H151ZM244 264H250V263H245L244 262Z\"/></svg>",
  "mask_w": 264,
  "mask_h": 264
}]
</instances>
